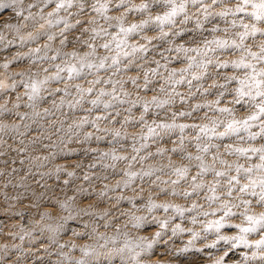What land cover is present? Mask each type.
Segmentation results:
<instances>
[{
    "label": "clouds",
    "instance_id": "9594fccd",
    "mask_svg": "<svg viewBox=\"0 0 264 264\" xmlns=\"http://www.w3.org/2000/svg\"><path fill=\"white\" fill-rule=\"evenodd\" d=\"M0 264H264V0H0Z\"/></svg>",
    "mask_w": 264,
    "mask_h": 264
}]
</instances>
